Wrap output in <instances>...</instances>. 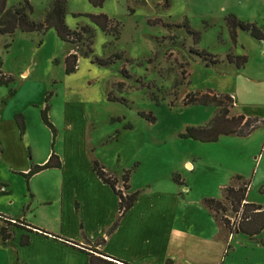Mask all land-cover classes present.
<instances>
[{
  "label": "rangeland",
  "instance_id": "rangeland-1",
  "mask_svg": "<svg viewBox=\"0 0 264 264\" xmlns=\"http://www.w3.org/2000/svg\"><path fill=\"white\" fill-rule=\"evenodd\" d=\"M24 1L33 7L32 19L39 21L53 0H8L7 7ZM250 1L105 0L102 7H94L89 0H67L65 23L72 30L84 25L94 29V54L108 57L124 52V58L100 66L81 57L77 70L66 74L65 56L70 44L62 41L55 29L44 34L19 30L12 36L0 35V104L17 90L21 94L17 104L32 103L26 113H20L30 128L33 159L38 149L44 152L51 147L46 136L51 130L41 116L48 104V115L57 131L52 147L55 152L60 127L72 123V155H78L74 164L93 167L97 161L121 178L129 172V185L138 192L137 199L148 196L150 187L166 191L176 185L180 197L189 200V221L197 219L195 227L204 229L206 215L203 211L202 219L197 204L202 202L207 209L206 198L222 199L223 186L243 184L238 176L250 185L249 199L264 201L260 193L264 183L257 170L258 156L264 153V122L248 135H222L213 142L180 137L187 126L206 125L219 109L215 104L185 105L186 94L210 89L220 92V84L233 77L210 70L215 65L206 66L192 50L218 55L227 64L218 66L223 71L235 70L227 63L228 53L236 56L235 52L245 50L258 54L250 32L243 31L239 38L237 35L234 44L225 22L230 14H240L243 19L237 17L241 20L254 21L264 30V0H252L258 6L256 13L251 11L254 7L249 6ZM99 13L121 23L119 39L103 32L86 16ZM186 26L199 33L198 43ZM239 98L248 101L242 93ZM242 109L251 111V107ZM142 111L151 112L156 121L147 120ZM23 174L0 165V183L3 178L7 183L0 187L9 192L0 194V210L5 214L19 216L24 203L40 207L41 179L37 177L30 185ZM118 186L124 194L133 193L122 183ZM32 189L39 190L40 195L35 196ZM222 215L234 218L231 212L219 213ZM261 237L253 240L233 231L226 244L230 253L223 264H264Z\"/></svg>",
  "mask_w": 264,
  "mask_h": 264
},
{
  "label": "crops",
  "instance_id": "crops-1",
  "mask_svg": "<svg viewBox=\"0 0 264 264\" xmlns=\"http://www.w3.org/2000/svg\"><path fill=\"white\" fill-rule=\"evenodd\" d=\"M256 4L252 0L249 2V6L254 7L251 9L254 13L258 12ZM237 16L243 19L240 14ZM242 32L238 31V38ZM255 41L259 48L257 55H251L245 50L241 53L235 52L237 55H246L247 61L244 67L238 68L234 63L227 62L229 66H235V70L223 71L221 68L218 69V66L226 63L221 62L209 69L215 73H227L233 76L229 78L227 84L223 83L220 84L221 87L219 86L220 92L230 94L234 99L233 115L244 114L247 117H257L264 122V113H262L264 112V41L256 39ZM70 50L72 51V44L68 52ZM241 93L248 98V101L240 100ZM20 95V91L17 90L14 95L10 94L6 98L5 103L0 104V148L2 149L0 165L7 171L27 173L33 165H42L48 160L52 152L53 135L52 131L47 130V141L51 142V147H47L44 152L38 149L33 159L28 122L25 120L26 130L22 135L15 120V114L26 113L32 103L23 106L17 104L15 100ZM244 106L251 107V111L242 109ZM65 110L67 116L65 120L68 121L69 107L66 106ZM57 151L62 162L60 168H46L28 179L30 185L37 177L41 179L43 194L40 195L39 190L32 189L35 196L40 195V207L33 208L31 203H24L23 211L19 216L5 214L0 210V230L6 226L5 219L10 221L19 219L49 233L43 234L40 231H29L10 225V238L4 240L0 233V264L88 263L89 256L85 251L69 245L53 234L80 244H86L85 239L92 244L104 239V242L98 245V250L130 264H166L168 260L171 261L170 264L226 262L230 253L229 246L226 247L230 231L222 222L221 216L216 215L208 207L205 209L202 202H199L197 207L200 216L203 219V211L206 215L205 227L204 229L195 227V222L198 223V220L192 218V222L189 221L187 210L189 200L180 197L176 185L166 191L150 187L148 196L141 195L121 217L118 226L110 231L119 215V197L110 185L99 178L92 164L79 166L73 163L78 155H72V123H65L64 127H60ZM258 158L260 162L257 170L260 171L264 183V153L259 154ZM185 164L187 167L191 166L189 162ZM110 173L121 181L118 174L113 171ZM242 179L247 181L243 177ZM0 185L7 186L4 178ZM133 190L135 191L130 186L128 192ZM263 190L264 185L260 191L262 195H264ZM0 194L9 195V192L5 188ZM223 199L224 194L219 200ZM247 201L264 206V201L249 199L248 193ZM26 235L29 236V240L24 245L21 239ZM260 235H262L261 240H264V230L256 236L257 240ZM260 247L264 249L263 244Z\"/></svg>",
  "mask_w": 264,
  "mask_h": 264
},
{
  "label": "trees",
  "instance_id": "trees-1",
  "mask_svg": "<svg viewBox=\"0 0 264 264\" xmlns=\"http://www.w3.org/2000/svg\"><path fill=\"white\" fill-rule=\"evenodd\" d=\"M8 0H0V35L12 36L17 31L22 32H37L45 33L47 30L55 29L59 38L67 43L74 46V50L67 52L65 56V71L66 74L74 73L78 67L79 57H85L97 63L100 66H110L117 60L124 58V52L113 53L108 57H100L94 54L93 43H94V29L89 25H84L76 28L75 30L70 29L65 23V17L67 13V0H53L42 20L36 21L32 19L31 14L33 13V7L29 1L19 3L10 8L7 7ZM94 7H102L105 0H89ZM90 21L100 28L103 32L109 35L115 36L119 39L121 34V23L117 20L110 18L105 13L99 14H87ZM226 25L229 29L231 40L234 44L237 43L238 30L250 32L254 39L264 41V30L258 27L254 22H245L238 18L235 14H230L225 17ZM187 27V26H186ZM188 32L194 35L195 43L199 41V33L192 31L188 28ZM192 52L205 61L206 66H213L221 63V59L218 55L210 54L205 50L193 49ZM226 60L229 63H234L238 68L245 65L247 57L245 55H233L228 53ZM14 91L11 92L13 94ZM46 101L48 99L46 98ZM185 105L187 104H202L210 105L215 104L219 107L214 117L206 124L201 126H187L185 131L180 134L182 138H192L200 140L202 142H213L217 141L222 135H248L253 132L262 121L257 117H247L244 114L230 115V108L234 105V99L230 94L221 93L212 89L207 92H189L184 98ZM49 105L43 108L41 112L43 122L50 128L53 135L52 147L54 146L56 129L50 121ZM141 115L151 122H155L156 118L151 112L146 114L144 111ZM15 120L20 128V132L23 135L26 130L24 116L21 113L15 114ZM263 123V122H262ZM2 149L0 148V153ZM62 162L60 157L56 154L54 149L48 158V160L42 164H35L31 169L24 173V177L28 180L32 175L40 172L46 168L56 167L60 168ZM93 169L99 176V178L110 185L114 192L119 197V215L114 221L110 231H113L119 224L121 217L132 207L137 199L138 192L131 194H124L122 189L118 188L119 182L123 184L126 190L130 189V173L125 172L121 178V181L114 176L112 173L106 171L105 167L99 162L94 161ZM239 181H242V185H227L223 188L224 199L219 200L216 198H206L204 200L206 206L211 209L216 215L219 213L231 212L234 214V223L231 225L229 218L222 215L220 218L225 224L227 229L230 231V235L238 229L241 233L248 236L250 239H255L264 230V206L254 202L247 201V193L249 189V183L242 179L241 176L236 177ZM174 180L178 181V176H174ZM225 201L227 203H225ZM229 203V204H228ZM78 208V206H77ZM12 222L5 219L6 226H3L0 233L4 240L11 237L9 226H19L29 231L41 232L47 234L49 232L29 225L19 219H14ZM54 237L60 238L62 241L69 245L85 251L89 258L87 264H130L128 262L110 257L100 250L98 245L104 242V239H99L95 243H91L86 240V244H80L76 241L63 238L61 236L53 234ZM29 236H23L21 239L22 244H27ZM168 260L166 264H170Z\"/></svg>",
  "mask_w": 264,
  "mask_h": 264
},
{
  "label": "built area",
  "instance_id": "built-area-1",
  "mask_svg": "<svg viewBox=\"0 0 264 264\" xmlns=\"http://www.w3.org/2000/svg\"><path fill=\"white\" fill-rule=\"evenodd\" d=\"M119 185V184H118ZM118 188H119V186H118ZM4 187H0V191H4ZM122 189V188H121ZM230 219V221H231V225H233V223H234V218L233 219H231V218H229ZM12 222H15V220H12ZM235 230H238V229H235Z\"/></svg>",
  "mask_w": 264,
  "mask_h": 264
},
{
  "label": "water",
  "instance_id": "water-1",
  "mask_svg": "<svg viewBox=\"0 0 264 264\" xmlns=\"http://www.w3.org/2000/svg\"><path fill=\"white\" fill-rule=\"evenodd\" d=\"M237 231H239V230H237Z\"/></svg>",
  "mask_w": 264,
  "mask_h": 264
}]
</instances>
